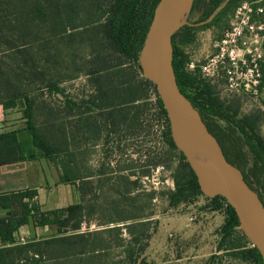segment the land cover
I'll return each instance as SVG.
<instances>
[{
	"label": "trees",
	"instance_id": "1",
	"mask_svg": "<svg viewBox=\"0 0 264 264\" xmlns=\"http://www.w3.org/2000/svg\"><path fill=\"white\" fill-rule=\"evenodd\" d=\"M159 1L0 0V105L5 109L18 105L24 108L27 129L35 148L61 169L63 183L77 186L83 197L85 194L90 196L80 204L36 215L31 213L30 202L37 195L36 191L27 190L1 197L0 204L7 210V215L0 218L3 245L0 248V264H146L142 256L147 243L141 245V241L144 238L147 242L150 238V226L155 224L152 220L154 213L136 206L139 196H129L141 189L138 186L140 177L150 176V171L138 173V168L155 169L164 163L157 159L141 165L135 160L117 171H111L109 158L106 157L98 175L83 172L76 153H70L67 160L60 157L68 146L66 125L60 112L51 110L47 116L55 119L54 124H59V146L52 145L36 123L35 114L40 105L34 92L61 95L63 98L59 97V102L79 112L74 115L77 120L69 127L75 150L80 149V144L84 142L83 145L89 148L95 145L103 127L109 128L111 134L119 135L118 143L130 137L137 141L141 133H145L147 116L152 111L153 105L149 101L151 92L156 96V108L159 110L156 115L165 117L169 122L156 86L143 73L144 67L139 62ZM225 1L210 0L200 22L209 19ZM236 1L228 0L212 22L216 23L229 9L236 8ZM197 2L193 1L190 14ZM195 32L191 27H184L173 36V68L178 87L192 107L200 112L228 161L240 171L245 184L252 187V180H256L263 185L259 197L264 207V138L260 133L264 110L241 116L240 99H221L214 85L202 78L198 70H187V56L179 46L192 43ZM68 57H71L70 62ZM67 63L74 66L75 76L82 72L86 75L92 89L89 99L83 102L86 106L84 113L80 111L81 105L68 100L61 87L62 82L75 77L62 72L68 67ZM79 64L81 67H78ZM214 117L228 124L231 132L210 121ZM82 137L86 140L91 138V142L81 141ZM163 138L167 148L164 154H177L179 149L171 131L164 133ZM33 157L32 154L27 155L15 131L0 135V166ZM182 159L185 161L181 162L172 177L175 190L168 194L170 207L203 196L198 178L186 158L182 156ZM96 176L101 182V189L107 187V191L122 199L119 204L116 201L109 206L97 204L101 195L96 192V182L86 181ZM157 195L155 191L148 193L150 203ZM125 199L129 204L121 205ZM212 199H220L230 215L219 251L224 250L230 257L244 262L264 264L260 252L242 231L238 233L240 238L235 236L240 223L234 209L222 196ZM149 206L148 210L151 209ZM30 218L38 227L55 226L57 233L48 238L18 242L14 234L20 227L28 225ZM113 246L123 248L122 260L113 261L111 258L109 252Z\"/></svg>",
	"mask_w": 264,
	"mask_h": 264
},
{
	"label": "rangeland",
	"instance_id": "2",
	"mask_svg": "<svg viewBox=\"0 0 264 264\" xmlns=\"http://www.w3.org/2000/svg\"><path fill=\"white\" fill-rule=\"evenodd\" d=\"M209 3L210 0H198L194 12L189 14L187 21L180 28L191 27L196 30L192 43L179 46L187 56V70L193 72L198 70L202 78L214 85L215 92L221 99L229 101L240 99L241 116L256 110H264V13L257 12L259 6L264 7V0H237L236 8L232 7L216 23H213L212 18L224 7L225 4H223L209 19L200 22L202 15L208 10ZM248 8L252 11H248ZM251 25L252 30H246ZM233 30L237 33L236 35H231ZM232 52L233 59L229 56ZM144 54L142 52L140 55V65H142ZM70 58H67L68 62ZM192 64L194 68H191ZM67 65L68 67L62 72L65 75L75 76L74 66L70 63ZM205 66H209V73L202 71V67ZM78 67L81 65L79 64ZM257 70L260 71V77L257 75ZM143 73L146 74L145 69ZM61 87L65 90L64 94L68 100L81 105L80 111L84 113L86 106L83 102L89 99L92 92L86 75L83 72L78 73L73 79L62 82ZM34 96L40 105L35 114L36 123L52 145L59 146L61 134L58 132V122L54 124L55 119H49L47 116L53 110L55 113L60 112V117H64L68 146L66 152L61 153L60 157L67 160L70 153H76L83 172L85 170L87 174L98 175L99 170L102 169V161L106 157L109 158L111 171H117L119 167H125L135 160H138L137 163H142L141 165L157 159L164 163L165 166L155 169L138 168V173L142 170L150 171V176L140 177L138 186H141V189L129 196V198L133 195L139 196L136 206L140 210L144 208L146 212L154 213L152 220L155 224L150 226V238L147 242L144 238L141 241V245L147 243L142 256L146 264H253L232 258L224 250L219 251L218 247L224 237V228L230 221L228 210L220 199H212L201 191L203 196L195 197L176 207L169 206L168 194L175 190L172 177L181 162L185 161L182 156L186 157L180 150L177 154H164L167 148L163 134L170 131V124L165 117L156 115L159 110L156 108V96L153 92L149 95V101L153 106L147 116L145 133H141L137 141L130 137L118 143L119 135L111 134L109 128L103 127V133L97 138L95 145H90V148L87 145L84 146V141L91 142V138L86 140V137H82L81 141L84 143L80 146L83 148L80 147L78 150H75L71 144L72 135L69 127L77 120L74 117L79 112L70 110L66 104L59 102L60 96L50 95L47 92H43L42 95V91H35ZM195 111L200 114L198 110L195 109ZM151 119L152 126L148 128L151 125ZM210 121L228 130V133L231 132L232 128L219 118L214 117ZM260 133L264 138V120L260 124ZM237 136L238 134L235 133V137ZM113 149L116 153L111 152ZM136 151L139 153L137 154ZM158 153L162 155L157 156ZM249 158L252 157L249 156ZM52 164L56 166L54 162ZM98 180L97 176L91 180L86 179V181L96 182V192L101 195L97 204L109 206L114 201L119 204L118 201L122 199H117L113 193L106 190L107 187L102 190L101 182ZM248 188L261 202L259 195L263 185L252 180V187ZM151 191L158 194L152 203L147 196ZM128 204L126 199L121 203L125 206ZM218 205H221V208H217ZM148 206L151 209L148 210ZM235 231V236L240 238L238 233L242 231L241 228H236ZM43 233L39 232L40 235ZM109 254L111 258L113 257V261H120L124 255L123 248L113 246Z\"/></svg>",
	"mask_w": 264,
	"mask_h": 264
},
{
	"label": "water",
	"instance_id": "3",
	"mask_svg": "<svg viewBox=\"0 0 264 264\" xmlns=\"http://www.w3.org/2000/svg\"><path fill=\"white\" fill-rule=\"evenodd\" d=\"M188 2L189 0H160L157 4L143 50L147 53L149 41L153 40L157 52L151 60V71L149 73L145 71V73L156 86L169 119L172 139L186 157L189 166L198 178L199 185L200 178L206 173L212 172L217 176L218 196H222L234 209L242 232L258 249L264 263V222L257 218L247 204L241 182L246 187L247 185L240 171L228 161L217 137L209 130L201 114L195 111L184 97L177 84L173 68V36L183 25L180 21V13ZM185 103H189L193 108V113L184 110ZM179 138H191L206 143L212 152V165L205 168L198 167L193 156L179 144Z\"/></svg>",
	"mask_w": 264,
	"mask_h": 264
},
{
	"label": "crops",
	"instance_id": "4",
	"mask_svg": "<svg viewBox=\"0 0 264 264\" xmlns=\"http://www.w3.org/2000/svg\"><path fill=\"white\" fill-rule=\"evenodd\" d=\"M8 131H15L27 155L32 154L34 157L16 164L0 166V198L27 190L36 191L37 195L30 201L33 215L62 210L88 200L89 195L85 194L83 197L77 186L63 183L61 169L54 166L35 148L21 105L11 109L0 105V135ZM6 215L7 210L0 204V218ZM40 231L44 233L40 235ZM56 233L55 226L38 227L30 218V223L20 227L14 237L18 242L24 243L33 239L48 238ZM2 246L0 240V248Z\"/></svg>",
	"mask_w": 264,
	"mask_h": 264
},
{
	"label": "bare ground",
	"instance_id": "5",
	"mask_svg": "<svg viewBox=\"0 0 264 264\" xmlns=\"http://www.w3.org/2000/svg\"><path fill=\"white\" fill-rule=\"evenodd\" d=\"M192 6V0H189L187 6L180 13V21L181 23H185L188 19ZM157 47L153 40L149 41L147 53L144 54L142 63L145 67V71L149 73L152 69L151 60L156 56ZM184 110L188 113H193V108L189 105V103H185ZM179 144L185 148L195 159V162L198 167H209L212 165L213 156L209 146L196 139L191 138H179ZM240 179V178H239ZM200 189L202 192L207 194L208 196L214 198L219 194V188L217 183V176L212 172L206 173L203 177L200 178ZM242 190L247 201V204L251 211L257 216V218L264 222V210L252 191L247 188L244 183L241 182ZM251 243V242H250Z\"/></svg>",
	"mask_w": 264,
	"mask_h": 264
},
{
	"label": "built area",
	"instance_id": "6",
	"mask_svg": "<svg viewBox=\"0 0 264 264\" xmlns=\"http://www.w3.org/2000/svg\"><path fill=\"white\" fill-rule=\"evenodd\" d=\"M248 11H252V10H251L250 8H248ZM257 12H258V14H263V13H264V7L259 6V7L257 8ZM249 29L252 30V25L246 28V30H248V31H249ZM233 31H234V30H233ZM233 31L231 32V35H233V34L236 35L237 33H236L235 31H234V32H233ZM228 34H229V33H228ZM228 34H227V35H228ZM239 34H242V32H239ZM244 44H246V43H244ZM232 54H233V52L229 55L231 59H233V58L231 57ZM194 67H195L194 64H192V65H191V68H194ZM208 68H209V66L202 67V71H203V72H206V71H207V72L209 73V69H208ZM228 72H229V70H228ZM256 72H257V75H259V77H260V71L257 70ZM212 75H214V73H213ZM228 80H229V78H228Z\"/></svg>",
	"mask_w": 264,
	"mask_h": 264
}]
</instances>
